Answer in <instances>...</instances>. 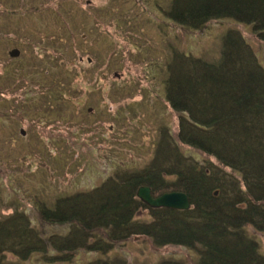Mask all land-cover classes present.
Masks as SVG:
<instances>
[{
	"label": "rangeland",
	"instance_id": "1",
	"mask_svg": "<svg viewBox=\"0 0 264 264\" xmlns=\"http://www.w3.org/2000/svg\"><path fill=\"white\" fill-rule=\"evenodd\" d=\"M170 1L0 0V217L25 210L33 218L37 198L53 207L57 198L147 166L159 128L179 132L165 95L174 53L216 62L234 28L264 66V43L251 26L216 20L191 32L164 15ZM15 48L16 59L9 56ZM139 218L150 220L148 212ZM249 232L264 254V234ZM112 254L127 255L128 264L196 261L183 247L156 250L148 237ZM23 264L48 263L36 255Z\"/></svg>",
	"mask_w": 264,
	"mask_h": 264
},
{
	"label": "trees",
	"instance_id": "2",
	"mask_svg": "<svg viewBox=\"0 0 264 264\" xmlns=\"http://www.w3.org/2000/svg\"><path fill=\"white\" fill-rule=\"evenodd\" d=\"M170 5L164 15L191 32L229 19L251 26L264 43V0ZM166 72L178 134L159 128L154 157L141 170L111 175L87 192L57 198L53 207L37 198L33 218L39 225L25 210L0 217V264H23L36 255L48 264H128L127 255L112 253L136 237H148L156 250L195 252V264H264L249 232L264 234V66L241 31L231 28L218 61L176 52ZM145 186L155 198L182 192L192 207L145 205L137 197ZM141 212L150 220L140 219ZM81 253L98 256L79 262Z\"/></svg>",
	"mask_w": 264,
	"mask_h": 264
},
{
	"label": "water",
	"instance_id": "3",
	"mask_svg": "<svg viewBox=\"0 0 264 264\" xmlns=\"http://www.w3.org/2000/svg\"><path fill=\"white\" fill-rule=\"evenodd\" d=\"M20 50L15 49L10 52V56L13 58L19 57ZM120 74H116L118 78ZM121 76V75H120ZM22 134L24 130L21 131ZM137 197L146 205L157 209V208H170L174 210H185L188 211L191 209L190 201L188 195L182 192H168V194H163L155 198L152 196L150 187H141L137 192Z\"/></svg>",
	"mask_w": 264,
	"mask_h": 264
},
{
	"label": "flooded vegetation",
	"instance_id": "4",
	"mask_svg": "<svg viewBox=\"0 0 264 264\" xmlns=\"http://www.w3.org/2000/svg\"><path fill=\"white\" fill-rule=\"evenodd\" d=\"M15 49H16V48H15ZM15 49H13V50H15ZM17 49H18V48H17ZM13 50H12V51H13ZM10 52H11V51H10ZM10 52H9V56H10ZM10 57L13 58L12 56H10ZM15 59H16V58H15ZM80 59H82V58H80Z\"/></svg>",
	"mask_w": 264,
	"mask_h": 264
}]
</instances>
